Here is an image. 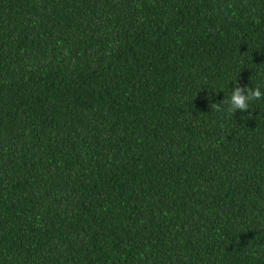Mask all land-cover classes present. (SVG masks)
Masks as SVG:
<instances>
[{
	"label": "trees",
	"instance_id": "trees-1",
	"mask_svg": "<svg viewBox=\"0 0 264 264\" xmlns=\"http://www.w3.org/2000/svg\"><path fill=\"white\" fill-rule=\"evenodd\" d=\"M236 80L264 91V0H0V264H264Z\"/></svg>",
	"mask_w": 264,
	"mask_h": 264
},
{
	"label": "clouds",
	"instance_id": "clouds-1",
	"mask_svg": "<svg viewBox=\"0 0 264 264\" xmlns=\"http://www.w3.org/2000/svg\"><path fill=\"white\" fill-rule=\"evenodd\" d=\"M235 83L236 86L232 89L230 97L222 103L211 104L212 110L224 111L229 115H234L237 111L248 112L253 102L264 99V91L259 86L255 88L242 87L238 80ZM221 105H226V107L222 108Z\"/></svg>",
	"mask_w": 264,
	"mask_h": 264
}]
</instances>
